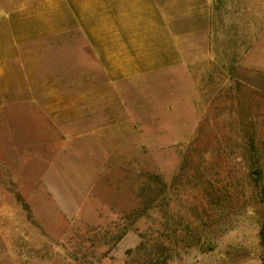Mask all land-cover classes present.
Wrapping results in <instances>:
<instances>
[{"label": "rangeland", "instance_id": "obj_1", "mask_svg": "<svg viewBox=\"0 0 264 264\" xmlns=\"http://www.w3.org/2000/svg\"><path fill=\"white\" fill-rule=\"evenodd\" d=\"M53 1L0 0L1 29ZM160 3L183 59L109 122L2 105L0 264H264V0Z\"/></svg>", "mask_w": 264, "mask_h": 264}, {"label": "crops", "instance_id": "obj_2", "mask_svg": "<svg viewBox=\"0 0 264 264\" xmlns=\"http://www.w3.org/2000/svg\"><path fill=\"white\" fill-rule=\"evenodd\" d=\"M1 27L0 109L13 104L19 121L30 107L51 126L109 122L130 80L184 56L160 0H58Z\"/></svg>", "mask_w": 264, "mask_h": 264}, {"label": "trees", "instance_id": "obj_3", "mask_svg": "<svg viewBox=\"0 0 264 264\" xmlns=\"http://www.w3.org/2000/svg\"><path fill=\"white\" fill-rule=\"evenodd\" d=\"M260 236L262 239H264V223L262 224L261 229H260Z\"/></svg>", "mask_w": 264, "mask_h": 264}]
</instances>
